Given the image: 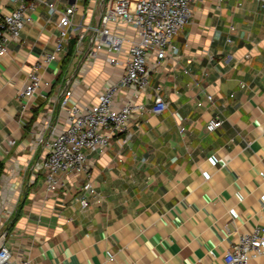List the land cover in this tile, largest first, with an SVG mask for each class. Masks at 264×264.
Here are the masks:
<instances>
[{
	"label": "crops",
	"instance_id": "crops-1",
	"mask_svg": "<svg viewBox=\"0 0 264 264\" xmlns=\"http://www.w3.org/2000/svg\"><path fill=\"white\" fill-rule=\"evenodd\" d=\"M18 2L0 0V15ZM99 2L78 0L73 20L95 23ZM191 11L172 38L177 52L160 62L150 54L149 83L135 95L148 107L160 93L164 110L132 116L125 142L115 134L102 152L85 148L95 193L83 207V173L60 174L49 190L40 159L51 129L66 125L58 95L65 81L77 102L96 100L122 72L123 54L108 62L104 46L84 58L86 31L63 70L60 60L46 68V94L25 98L31 62L53 44L55 13L38 2L8 41L0 55V241L14 256L31 264H222L239 231L264 224V0H195ZM110 25L125 35V49L136 29ZM129 97L122 88L115 103ZM217 114L222 121L207 129ZM249 264H264V252Z\"/></svg>",
	"mask_w": 264,
	"mask_h": 264
},
{
	"label": "built area",
	"instance_id": "built-area-1",
	"mask_svg": "<svg viewBox=\"0 0 264 264\" xmlns=\"http://www.w3.org/2000/svg\"><path fill=\"white\" fill-rule=\"evenodd\" d=\"M40 1L46 4L50 17L55 13L57 32L51 49L40 51L31 62L19 91L20 97L29 98L38 92L46 94L53 80L46 76L45 70L52 66L53 61L59 60L61 52L66 51L72 35H76L74 46L79 47L86 31L89 33L82 52L84 58L94 57L104 46L111 52L106 57L108 62L118 63V54H123L122 72L116 80L103 84L96 100L84 104L77 102L72 95L71 81H65L58 95L66 112V125L51 129L46 151L40 159L45 187L49 190L57 188L60 174L83 173L81 193L78 194L83 207L88 205L90 193H95L85 148L102 152L115 134H119L120 141L125 142L131 134L128 122L132 116L146 108L154 112L164 110L167 102L160 93L155 92L148 107L143 101L135 99V95L149 83L150 54H153L154 62H160L167 54L177 52L172 37L190 18L191 4L195 0H100L95 23L73 20L78 0H69L61 8L56 6V0H19L18 4L0 15V55L7 51L9 40L18 39L21 26L33 20L32 13ZM111 23L129 24L136 29V36L125 49V35L112 29ZM76 28L79 30L75 31ZM122 88H126L132 97L116 104V95ZM206 97L212 99L210 93ZM200 102L201 99L197 103ZM221 121V116L212 115L206 120V127L214 129ZM4 233L5 230L1 234ZM263 252L264 224H255L250 230L238 232L236 241L224 250L222 264H249L253 256ZM0 264H31V259L14 256L11 246L0 241Z\"/></svg>",
	"mask_w": 264,
	"mask_h": 264
},
{
	"label": "trees",
	"instance_id": "trees-1",
	"mask_svg": "<svg viewBox=\"0 0 264 264\" xmlns=\"http://www.w3.org/2000/svg\"><path fill=\"white\" fill-rule=\"evenodd\" d=\"M74 41H75V35H72L70 38H69V41H68V44H67V47H68V49H67V51H66V53H65V55H64V58L62 59V64H61V66L63 65L64 66V68L66 67V62H67V60L69 59V56H70V54L72 53V51H73V49H74Z\"/></svg>",
	"mask_w": 264,
	"mask_h": 264
},
{
	"label": "rangeland",
	"instance_id": "rangeland-1",
	"mask_svg": "<svg viewBox=\"0 0 264 264\" xmlns=\"http://www.w3.org/2000/svg\"><path fill=\"white\" fill-rule=\"evenodd\" d=\"M181 29H182V28H180V29L178 30V32L175 33V34L173 35V37H175V35L178 34V33L180 32ZM173 37H172V38H173ZM172 40H173V39H172ZM63 58H64V55H63L62 57H60V59H59L60 62H58V64H60V65L62 64L61 62H62V59H63ZM63 65H64V64H63ZM63 65L61 66V69H62V70H63V68H64ZM89 199H90V198H89Z\"/></svg>",
	"mask_w": 264,
	"mask_h": 264
}]
</instances>
